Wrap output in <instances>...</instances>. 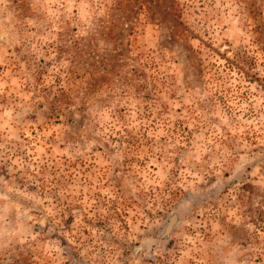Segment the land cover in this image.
Listing matches in <instances>:
<instances>
[{
	"label": "rangeland",
	"instance_id": "obj_1",
	"mask_svg": "<svg viewBox=\"0 0 264 264\" xmlns=\"http://www.w3.org/2000/svg\"><path fill=\"white\" fill-rule=\"evenodd\" d=\"M0 264H264V0H0Z\"/></svg>",
	"mask_w": 264,
	"mask_h": 264
},
{
	"label": "trees",
	"instance_id": "obj_2",
	"mask_svg": "<svg viewBox=\"0 0 264 264\" xmlns=\"http://www.w3.org/2000/svg\"><path fill=\"white\" fill-rule=\"evenodd\" d=\"M175 221H176V217H175V215H172L171 222L164 229V239L168 238L170 230L174 227Z\"/></svg>",
	"mask_w": 264,
	"mask_h": 264
}]
</instances>
